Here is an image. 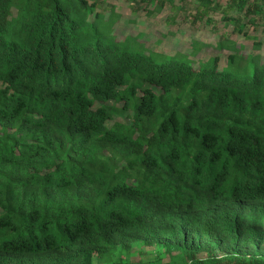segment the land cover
<instances>
[{
  "label": "trees",
  "instance_id": "obj_1",
  "mask_svg": "<svg viewBox=\"0 0 264 264\" xmlns=\"http://www.w3.org/2000/svg\"><path fill=\"white\" fill-rule=\"evenodd\" d=\"M120 1L0 0V264H264V59L115 33L264 0Z\"/></svg>",
  "mask_w": 264,
  "mask_h": 264
},
{
  "label": "rangeland",
  "instance_id": "obj_2",
  "mask_svg": "<svg viewBox=\"0 0 264 264\" xmlns=\"http://www.w3.org/2000/svg\"><path fill=\"white\" fill-rule=\"evenodd\" d=\"M175 3L178 2L175 0ZM112 4L115 6V11L117 13H120L121 8H123L120 7V5H125L120 0H112ZM189 9L191 11L187 10L184 11V13L178 14L175 12L174 15L165 8L163 14L155 15L147 19L143 16L129 14L128 12L123 13L122 11V22L118 23L116 26L115 33L117 32L118 39H122L126 35V31L132 34H141L143 35L142 41L147 47L153 48L155 44V50H159L165 55L178 56L183 53L194 58L191 59L194 61L196 60V58L193 57V50L195 51L193 48L194 46H205L204 48H210L211 50H201L200 52L203 58H208L218 55L215 50L216 48H213L225 41L232 46L233 50H237V53L245 54L251 50V54H258L260 58L264 59V27H262V25L255 27L247 22L248 20L254 22L255 17L246 19L239 15V25L242 26L243 24L242 32L245 33V35H239L232 32L234 28L233 24L224 26V24L219 23L218 18L212 14H210V16L212 15L211 18L213 21L211 26L204 25V22H195V24H193L192 16L195 12L193 9ZM171 15L175 17L173 23L169 24L168 21ZM130 20H135L136 23L134 25L129 24V26L126 27V22ZM255 23L257 22L255 21ZM257 24H260V22ZM257 43L260 44L259 50H256L253 46ZM225 54L226 52H224L222 59L225 58ZM129 121L130 117L124 113L114 117V122L129 124ZM132 252L134 253V250H132ZM133 256L136 255L134 254ZM132 259L135 260L136 257H132Z\"/></svg>",
  "mask_w": 264,
  "mask_h": 264
}]
</instances>
